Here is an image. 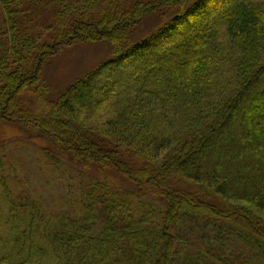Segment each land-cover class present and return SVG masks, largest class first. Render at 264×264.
I'll return each instance as SVG.
<instances>
[{"label":"trees","instance_id":"16d2710c","mask_svg":"<svg viewBox=\"0 0 264 264\" xmlns=\"http://www.w3.org/2000/svg\"><path fill=\"white\" fill-rule=\"evenodd\" d=\"M0 134V264H264V0H0Z\"/></svg>","mask_w":264,"mask_h":264},{"label":"rangeland","instance_id":"374dc122","mask_svg":"<svg viewBox=\"0 0 264 264\" xmlns=\"http://www.w3.org/2000/svg\"><path fill=\"white\" fill-rule=\"evenodd\" d=\"M161 25V19L157 16H152L146 19L145 22L135 31V41L140 42L146 40L156 30H159ZM112 59L115 58L110 47L103 42L85 43L82 45L68 47L46 64V67L42 73V78L45 76L50 84L53 85L55 90L59 89L63 91L67 86L81 78L88 71L94 69L100 63ZM50 96H54V91H52ZM37 106L38 108L42 107V105L39 103H37ZM46 111L47 110L45 109V117ZM5 134V137L8 136L5 141L20 140L28 144V147L25 148L26 154H19V156L17 154L15 156V151H13L12 154H14L15 157L21 158V156H23L24 159H26L25 163L28 167L25 168L24 171H26L29 176L33 178V182H31L32 186L37 189V192L41 197L50 202L49 197H53L54 199L58 193L60 194L62 192L63 187L61 186L60 188L58 183H56V185H51V183L54 181L48 182L50 179L49 178L46 180L49 186L51 185V188L56 186L55 188L51 189L47 183L42 181V177L45 179V174L43 172H39L40 165L34 161L35 159L32 156L35 155L34 149L46 147L45 144L38 140L36 143L27 141L24 135L18 130H11L8 132L5 130L4 135ZM10 147L14 148V144H12ZM29 153L33 155H30ZM35 158L38 160L37 155H35ZM4 177H6L5 172ZM39 177H41V180H39ZM60 181L62 182V179H60ZM106 181H108V179ZM55 201L56 200H54L53 203H55Z\"/></svg>","mask_w":264,"mask_h":264}]
</instances>
